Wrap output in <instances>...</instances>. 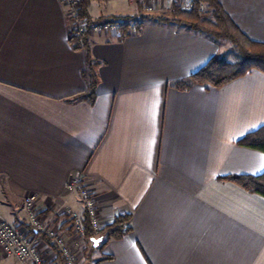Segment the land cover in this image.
Listing matches in <instances>:
<instances>
[{
    "label": "crops",
    "instance_id": "1",
    "mask_svg": "<svg viewBox=\"0 0 264 264\" xmlns=\"http://www.w3.org/2000/svg\"><path fill=\"white\" fill-rule=\"evenodd\" d=\"M218 1L242 32L264 42V0ZM161 7L156 16L168 12ZM88 13L147 14L141 0H91ZM141 22L127 35L92 33L100 64L88 101L79 97L85 53L68 42L62 1L0 0V218L36 238L46 260L64 264L22 204L37 194L40 216L69 238L65 208L85 215L65 187L78 176L94 190L102 227L129 217L121 238L95 237L100 251L84 235L82 262L264 264V197L220 179L264 172V153L236 144L264 125V74L252 70L221 88H174L223 42L173 22ZM104 256L111 259L95 263ZM0 264L23 263L0 249Z\"/></svg>",
    "mask_w": 264,
    "mask_h": 264
},
{
    "label": "trees",
    "instance_id": "2",
    "mask_svg": "<svg viewBox=\"0 0 264 264\" xmlns=\"http://www.w3.org/2000/svg\"><path fill=\"white\" fill-rule=\"evenodd\" d=\"M90 1L73 0L77 16L84 19L87 26L79 31L69 30L68 42L72 49L85 53V64L81 74L86 81L87 89L79 97L93 101L95 88L99 80L96 68L100 62L95 61L90 53L92 36L90 25L96 22V19H92L88 13ZM194 2L195 4L189 11L182 10L174 4L173 7L175 9L170 17L156 16V14H152L151 12L139 19H136L134 16H117L107 17L108 19L105 21L119 22V33L124 35L129 34V32H139L142 27V19H152L163 23L173 22L188 30L203 34L212 40L229 43V50L215 54L203 66L187 77L171 82L170 85L174 88L187 89L196 84L221 88L252 70H257L264 74V42L252 40L242 32L218 0H194ZM200 3L204 5L203 10H199L198 8ZM230 53L233 55L232 60L228 59ZM236 144L264 153V125L245 134ZM220 179L231 181L250 193L264 197V172L258 175H231L220 177ZM83 217L84 235L89 240L101 234L100 236L105 238L103 241L105 243L110 239L121 238L124 232L129 230V227L126 225L129 219L128 216L115 218L110 224L101 227L97 232L90 228L87 216L84 215ZM45 240L56 251L58 258L63 260L55 242H50L47 236H45ZM103 259H111V257H101L96 259L95 263ZM89 260L88 258V262Z\"/></svg>",
    "mask_w": 264,
    "mask_h": 264
},
{
    "label": "built area",
    "instance_id": "3",
    "mask_svg": "<svg viewBox=\"0 0 264 264\" xmlns=\"http://www.w3.org/2000/svg\"><path fill=\"white\" fill-rule=\"evenodd\" d=\"M66 8V14L71 19L73 30L84 29L87 24L84 19L77 16L73 0H61ZM143 9L151 13L162 3L177 5L180 9L189 11L195 4L194 0H141ZM199 10L204 9L203 4L198 5ZM119 22L103 21L94 22L90 25L92 33H119ZM66 190L70 193H76L85 210V215L90 228L97 232L102 227L94 190L84 183L80 177L69 178L66 182ZM37 194L30 193L24 196L22 208L27 215L30 226L37 233L45 234L54 238L55 245L60 253L64 264H82L80 249L84 241V217L71 208H65L64 212L68 215L71 234L69 238L65 236H56L55 232L47 225L40 216L37 207ZM0 249L4 254L13 256L20 263L30 264H52L46 260L38 249V240L31 238L19 227L0 218Z\"/></svg>",
    "mask_w": 264,
    "mask_h": 264
},
{
    "label": "rangeland",
    "instance_id": "4",
    "mask_svg": "<svg viewBox=\"0 0 264 264\" xmlns=\"http://www.w3.org/2000/svg\"><path fill=\"white\" fill-rule=\"evenodd\" d=\"M174 6V4L172 3V4H170V3H162V7L160 8V9H162V8H166V10L168 11L166 14H164L165 15V17L166 16H171L172 15V12H173V10L175 9V7H173ZM159 7V6H158ZM157 7V8H158ZM159 9V10H160ZM157 11H155V12H153L152 14H155ZM160 14H162V16H164L163 15V13H160ZM94 19H96V22L97 23H99V22H103V21H105V20H107L108 18H104V17H100V18H94ZM229 47H230V45H229V43H227V42H224L223 43V48H222V50L223 51H226V50H229ZM228 59L229 60H232L233 59V55L230 53L229 55H228ZM102 247H103V243L101 244V245H99V246H96V247H94V248H90L91 250H97V251H100L101 249H102ZM87 250V249H86ZM86 250H83V253H81L82 254V256L85 258L86 256H87V251ZM90 262V263H89ZM89 262H82V264H91L92 262H93V260H89Z\"/></svg>",
    "mask_w": 264,
    "mask_h": 264
},
{
    "label": "water",
    "instance_id": "5",
    "mask_svg": "<svg viewBox=\"0 0 264 264\" xmlns=\"http://www.w3.org/2000/svg\"><path fill=\"white\" fill-rule=\"evenodd\" d=\"M91 240L93 242V245L96 247L98 245V243L101 241V238L100 237L99 238H92Z\"/></svg>",
    "mask_w": 264,
    "mask_h": 264
}]
</instances>
